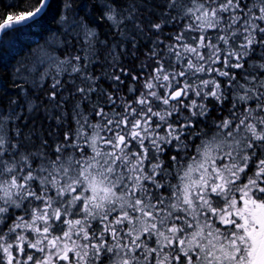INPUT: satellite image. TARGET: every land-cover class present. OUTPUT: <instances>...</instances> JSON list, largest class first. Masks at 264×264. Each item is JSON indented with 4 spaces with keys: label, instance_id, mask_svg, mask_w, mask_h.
Returning a JSON list of instances; mask_svg holds the SVG:
<instances>
[{
    "label": "snow or ice",
    "instance_id": "obj_1",
    "mask_svg": "<svg viewBox=\"0 0 264 264\" xmlns=\"http://www.w3.org/2000/svg\"><path fill=\"white\" fill-rule=\"evenodd\" d=\"M54 5L64 58L0 105V264H264V0H20L0 36Z\"/></svg>",
    "mask_w": 264,
    "mask_h": 264
},
{
    "label": "trees",
    "instance_id": "obj_2",
    "mask_svg": "<svg viewBox=\"0 0 264 264\" xmlns=\"http://www.w3.org/2000/svg\"><path fill=\"white\" fill-rule=\"evenodd\" d=\"M20 0H0V11L18 13L19 8L9 9L7 6L13 3H19ZM94 0H74V7L79 10L80 7L87 8L82 15L92 14V5ZM24 5H22L23 7ZM58 10V5H54L50 15L45 18L40 24L25 29L23 32L11 33L0 38V105H6L7 99L14 96L15 89L13 87L14 68L18 62H22L29 68H34L36 73L46 70L44 52L52 53L54 56L64 58L62 48H57L56 45L47 43L50 41L56 30L60 26L52 19ZM101 34V39H104V34L107 29L103 26L97 29ZM62 31V29H61ZM62 39V37H60ZM34 125L38 134L43 138L50 131L53 135L48 136L50 141H56L58 138L55 121L45 119V113L41 111L34 114ZM62 131V130H61Z\"/></svg>",
    "mask_w": 264,
    "mask_h": 264
},
{
    "label": "water",
    "instance_id": "obj_3",
    "mask_svg": "<svg viewBox=\"0 0 264 264\" xmlns=\"http://www.w3.org/2000/svg\"><path fill=\"white\" fill-rule=\"evenodd\" d=\"M0 38H1V36H0Z\"/></svg>",
    "mask_w": 264,
    "mask_h": 264
}]
</instances>
